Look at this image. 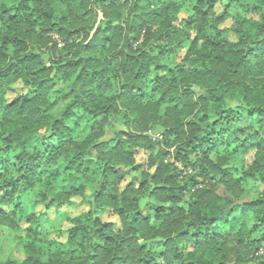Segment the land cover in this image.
Listing matches in <instances>:
<instances>
[{
	"label": "clouds",
	"instance_id": "1",
	"mask_svg": "<svg viewBox=\"0 0 264 264\" xmlns=\"http://www.w3.org/2000/svg\"><path fill=\"white\" fill-rule=\"evenodd\" d=\"M222 2L230 5L227 11L234 21L221 39L223 58L199 62L202 52L214 51L204 45L179 65L172 58L170 72L157 70L160 57L154 49L157 44L175 48L176 11L185 7V0H76L77 7L90 10L83 18L71 0H36L17 20L24 44L8 43L9 30L0 26V51L13 47L18 58L33 51V41L46 28H68L84 19L94 30L97 23L104 24L98 12L111 20L106 48L103 37L89 35L84 26L71 37L64 31L66 48L54 50L53 64L68 57L86 62L83 45L92 41L101 49L96 62L105 64V71L81 77L95 80L91 91L81 81L72 84L67 97L42 87L49 101L60 97L42 114L44 119L58 113L64 118L48 126L50 132L33 134L28 152L33 171L55 175L62 171V165L53 167L60 150L74 149L77 154L65 163L96 186L95 196L88 198L94 211L81 214L67 231L56 215L58 202L69 198L67 189L48 185L41 193L22 197L32 201L28 211L21 205L14 212L15 199L0 201V264H187L197 245L201 253L217 258V264H240L242 253L254 264L264 261V240L255 252L248 231L253 222L248 209L264 211V0ZM65 5V19L53 25L52 12ZM213 22L207 20L205 28ZM199 35L201 43L214 38ZM191 38L185 35V47ZM141 51L143 57L136 55ZM42 59L50 62L47 54ZM72 67L53 71L51 80L63 88ZM35 83L33 79L13 88L0 80V112H12L7 105L16 96L21 104L27 97L31 111L37 93L29 94L28 89ZM224 88L228 90L221 97L204 94ZM101 96L106 106L95 105ZM202 120L215 124L201 128ZM248 154L255 162L245 158ZM230 157L234 163L227 165ZM138 162L141 167L132 171ZM168 172L173 175L166 178ZM19 188L18 196L24 185ZM5 191L10 189L0 187V197ZM248 201L255 204H245L244 211L237 207ZM105 217L115 219L109 222ZM103 223L107 229L100 226Z\"/></svg>",
	"mask_w": 264,
	"mask_h": 264
},
{
	"label": "trees",
	"instance_id": "2",
	"mask_svg": "<svg viewBox=\"0 0 264 264\" xmlns=\"http://www.w3.org/2000/svg\"><path fill=\"white\" fill-rule=\"evenodd\" d=\"M222 0H185V7L191 10V14L188 16H181V10L176 11V20L179 21V25L173 29L175 32V40L178 43L175 44V48H169L168 45L157 44L154 49L157 51L160 60L156 65L157 70H167L172 71V58L175 59L176 64L179 65L184 60H187L189 55L193 53V49L200 50L204 45L208 48L213 49L214 51L209 55L207 52L201 53V61L207 59L211 62L213 58L217 61L222 59V48H221V39L228 33V30L233 27V18L228 13L225 6L224 11L220 14L217 13L215 9V4L221 2ZM99 2V0H98ZM36 0H0V26L6 27L9 30V35L7 42L14 44L15 41L19 40L21 44H24L25 41L20 40L19 33L21 29L17 26V20L19 14L26 12L30 7L34 6ZM71 3L78 17H87L88 11L82 8L77 7L76 0H71ZM68 11L67 5L60 9H56L52 12L53 25H55V20L60 19L64 20V13ZM140 9H137L139 14ZM71 15V13H69ZM97 17L104 19V24L97 23L94 30H92L88 25L91 24V21H85L80 19L77 23H73L71 27L64 28L61 25L60 28H56L54 31L51 28H46L43 30V34L38 36L32 44L33 51L27 55L20 53L17 58V52L13 47H10L6 51H0V80L8 81L9 87H12L15 84L24 83L27 84L35 79L36 83L30 89H28L29 94L36 92L37 95L32 97V109L29 111L27 106L30 101L25 97L24 102L21 104L20 96H16L15 100L12 103L8 104L9 109H13L12 112H0V187H5L10 189V191H5L3 197H0V201L15 199L17 204L14 207L20 208L23 205L24 211L29 210V206L32 201L24 200L22 197L30 196L33 191L41 193L42 189L48 185H55L58 189H67L70 193L67 200H60L56 205L58 209L59 216L62 217V221L67 224V227L64 228L67 231H71L74 227L73 221L78 219L81 214H88L94 211V209L89 208L88 204L92 203L90 196H95V187L91 181L85 180L83 174L79 172L75 167H69L65 163V159L69 160L73 158L77 153L74 149L63 148L60 150V153L55 161H53V167L56 165H62V171H59L57 174L53 175L51 172L45 170H36L30 167L31 157L28 155L29 150L32 148V144L29 141L32 139L33 134L43 135L46 132H50V127L59 123L61 119L64 118L63 113H58L56 115L49 114L47 119H44L43 113H47L49 107L55 105L57 100L49 101L46 98V95L42 93V87L54 90L61 93L64 97H67L69 93L73 90L72 84H75L77 81H81L82 76H86L87 73H102L105 71L106 65L103 63H97L96 61L101 58V49L97 48L92 44V41H87L83 45V49L87 51L88 57L85 62L82 57H77L73 59L72 57L60 59L57 64H53L52 54L54 50L66 48V40L63 36L64 31H67L68 37H71L73 33H79L81 27L84 26V30L88 32L89 35L96 37L102 36L106 48L110 41V28L111 20L107 19L104 16L103 12H98ZM213 19L214 22L205 24L207 20ZM229 19L231 25L225 27V21ZM182 26V27H181ZM104 29L105 31H101ZM199 33H205L211 38L210 40H203L202 36ZM163 35V32L161 33ZM188 35L191 38L189 46H184V37ZM137 39V37H133ZM143 43V38H140ZM57 42L62 43V47H57ZM227 43V41H224ZM167 49V50H165ZM180 52H183L182 56ZM47 54V59L50 61L45 64L42 57H45ZM104 55H107V52H104ZM136 55L143 57L144 52H138ZM8 58H11V62L8 63ZM85 63H87V70L85 68ZM67 65H74V67L67 69L69 75L67 80L64 82V87L61 88L60 85L51 80V74L53 71L60 72L61 69H65ZM181 72L187 74V69H180ZM84 84L86 91H91L95 80L88 78L87 81H81ZM219 83L218 81L213 83V88L215 84ZM23 90V89H21ZM227 88L217 89L211 91L210 93H204L205 95H211L216 97H221L227 91ZM96 106H106L107 100L104 96H101L98 100L95 101ZM164 105L161 106V110L164 109ZM96 108H93L95 111ZM91 115V113H89ZM205 116L207 113L204 114ZM39 121V123H33V121ZM83 123V122H82ZM209 124H215V121L202 120L200 127L206 128ZM235 152V149H233ZM166 158V157H165ZM234 157H230L226 164L231 165L234 163ZM250 161H254L253 154L250 156ZM115 166V165H113ZM141 167L140 164L136 163L132 171H136ZM248 171V169H245ZM97 176H102V173H96ZM173 175L172 172L165 174V177ZM4 178H7L6 184L3 182ZM153 179L155 180V174H153ZM24 185V189L20 192V195H17V192L20 190V184ZM145 182L141 181V185ZM110 185H105L107 189ZM157 187L165 188L168 185L158 184ZM87 189V190H86ZM55 198V197H54ZM80 199L82 205L86 207L85 211L74 215L68 216L65 212H60V208L63 206H73L74 199ZM245 204H255V201H248L238 203L237 207L244 211ZM166 205L161 204L160 207H165ZM170 207V205H167ZM48 207V205H45ZM3 209H0L2 212ZM249 212L253 215V222L251 228L248 231L252 234L253 241L255 242V252L260 251L259 241L264 240V211L258 210L256 208H249ZM34 215V213H33ZM211 220L217 219V217H209ZM233 220L236 219V216L233 215ZM101 221V216L97 215L95 222ZM100 226L107 229V223H103ZM257 233H261L257 236ZM216 238H219V234L216 235ZM39 242V241H38ZM202 246L197 245V251L188 257L187 264H217V258L213 257L209 252L201 253L200 248ZM247 245L245 248L247 249ZM255 252L249 253L255 255ZM247 253H242L238 259L240 264H254V261L247 260ZM260 264H264V261H261Z\"/></svg>",
	"mask_w": 264,
	"mask_h": 264
},
{
	"label": "rangeland",
	"instance_id": "3",
	"mask_svg": "<svg viewBox=\"0 0 264 264\" xmlns=\"http://www.w3.org/2000/svg\"><path fill=\"white\" fill-rule=\"evenodd\" d=\"M225 6H226V8H227V10L229 9V7H230V5H228V4H224L222 1L221 2H217L216 4H215V9H216V11H217V13L218 14H220L222 11H224V9H225ZM228 13L231 15V13H230V11H228ZM189 14H191V10L189 9V8H183L182 10H181V13H180V15L181 16H188ZM225 27H229L230 25H231V21L229 20V19H227L226 21H225ZM61 43V42H60ZM63 45H62V43H61V47H62ZM182 54H183V52H180V55L182 56ZM13 88H19L20 87V85L19 84H15V85H13L12 86ZM21 91H23V90H21ZM57 98H59V96L57 97ZM250 156H251V154H248V155H246L245 156V158L247 159V160H249L250 159ZM146 158V157H145ZM138 164H140L139 162H138ZM141 165V164H140ZM74 205L73 206H63V207H61L59 210H60V212H65L68 216H74V215H77V214H79V213H81L82 211H85L86 210V207L84 206V205H82L81 204V202H80V199L79 198H77V199H74ZM50 215H51V213H50ZM57 215V219L59 220V221H61L62 222V224H63V228H66L67 227V224L65 223V222H63L62 221V217L61 216H59L58 214H56ZM113 219H115L114 217H105V220H107V221H112Z\"/></svg>",
	"mask_w": 264,
	"mask_h": 264
},
{
	"label": "built area",
	"instance_id": "4",
	"mask_svg": "<svg viewBox=\"0 0 264 264\" xmlns=\"http://www.w3.org/2000/svg\"><path fill=\"white\" fill-rule=\"evenodd\" d=\"M57 47L60 48L61 47V43L60 42H57Z\"/></svg>",
	"mask_w": 264,
	"mask_h": 264
}]
</instances>
